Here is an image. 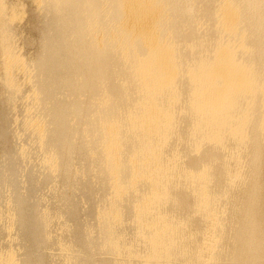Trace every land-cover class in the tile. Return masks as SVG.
<instances>
[{
  "label": "bare ground",
  "instance_id": "bare-ground-1",
  "mask_svg": "<svg viewBox=\"0 0 264 264\" xmlns=\"http://www.w3.org/2000/svg\"><path fill=\"white\" fill-rule=\"evenodd\" d=\"M21 1L0 264H264V0Z\"/></svg>",
  "mask_w": 264,
  "mask_h": 264
},
{
  "label": "rangeland",
  "instance_id": "rangeland-1",
  "mask_svg": "<svg viewBox=\"0 0 264 264\" xmlns=\"http://www.w3.org/2000/svg\"><path fill=\"white\" fill-rule=\"evenodd\" d=\"M20 1H21V0H20ZM21 2L23 3V5H24V2H25L26 5H24V6H26L25 8H27V10H28V9L31 10V9L33 8L32 2H31L30 0H23V1H21ZM31 5H32V7H31ZM28 7H29V8H28ZM29 14H31V13L28 12L27 15H26L25 20L22 22V25H23V24L25 25V26H24V25H23V26L25 27V29H24L25 31H24V32H25V34L27 35V37H28V36H33V35H34V33H33L30 29H26V28L29 27L27 24H29V22L31 21V19H30V18H31V15L29 16ZM28 18H29L30 20H29ZM28 20H29V22H28ZM26 25H27V26H26ZM28 30H29V31H28ZM30 31H31V32H30ZM27 32H28V33H27ZM29 32H30V34H29ZM21 45H22V44H21ZM31 50H33V49H29V48H28V52H29V53L31 52Z\"/></svg>",
  "mask_w": 264,
  "mask_h": 264
}]
</instances>
